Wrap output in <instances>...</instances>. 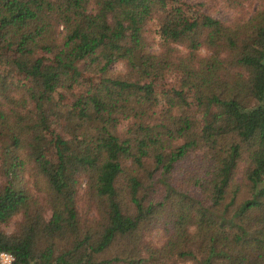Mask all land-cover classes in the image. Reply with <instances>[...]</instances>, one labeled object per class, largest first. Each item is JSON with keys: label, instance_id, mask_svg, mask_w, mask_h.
Masks as SVG:
<instances>
[{"label": "trees", "instance_id": "obj_1", "mask_svg": "<svg viewBox=\"0 0 264 264\" xmlns=\"http://www.w3.org/2000/svg\"><path fill=\"white\" fill-rule=\"evenodd\" d=\"M254 1L229 22L191 5L179 24L180 0H0V54L16 53L27 79L0 70L10 264H264V0ZM153 17L156 52L144 35ZM117 61L125 71L112 76ZM173 69L191 104L167 94L157 110L152 87ZM27 162L38 193L19 184ZM81 177L102 207L95 227L78 220ZM152 231L163 241L144 240Z\"/></svg>", "mask_w": 264, "mask_h": 264}, {"label": "rangeland", "instance_id": "obj_2", "mask_svg": "<svg viewBox=\"0 0 264 264\" xmlns=\"http://www.w3.org/2000/svg\"><path fill=\"white\" fill-rule=\"evenodd\" d=\"M183 5L180 6V13L176 12V21L179 24L187 23L191 20L190 13H186V8H191V5H199V7L204 11L210 14L215 18H219L224 22H229L235 18L248 17L256 8V1L254 0H180ZM188 6V7H187ZM196 8V7H195ZM185 12V13H184ZM144 35L147 39V47L150 51L156 52L158 48V36L156 33V19L151 18L145 25ZM16 57V53H13L12 50L4 51L0 54V70L2 72H10L18 80V82L26 83L27 79L24 74L18 70L15 63L12 61ZM110 74L112 76H121L125 71V66L123 62L117 61L109 67ZM178 74L173 70H166L163 74L160 82H155L152 89V96L156 98L159 102L156 105L157 110L165 105L163 98L167 94H173L178 98L177 93L181 91L178 84ZM180 97V96H179ZM181 98H183L186 104H191V100L188 97V92H181ZM190 108V106H189ZM177 111L184 113H191L190 109L186 108V105L183 103L176 107ZM175 110V111H176ZM197 120L200 122L201 118L198 116ZM121 128V127H120ZM33 166L30 162H27L23 168L20 170L19 176L21 178L20 185H22L26 190L32 193H38V185L34 181L33 176ZM3 169L1 168L0 160V184L4 182ZM246 187H242L237 194V199L240 200L247 196ZM42 193H40L41 195ZM76 209L79 223L85 225L86 227H95L97 222L101 220L102 207L99 206L97 200L92 196L90 190L87 188L86 180L84 177H81L79 180L77 193H76ZM47 216V211L45 212ZM19 216L14 217L8 224L3 225L2 229L10 233L16 226V223L19 221ZM98 222V223H99ZM163 234L160 231H152L147 234L144 240L149 241L154 244H159L163 241ZM189 264V263H187Z\"/></svg>", "mask_w": 264, "mask_h": 264}, {"label": "built area", "instance_id": "obj_3", "mask_svg": "<svg viewBox=\"0 0 264 264\" xmlns=\"http://www.w3.org/2000/svg\"><path fill=\"white\" fill-rule=\"evenodd\" d=\"M12 257L6 252H0V264H10Z\"/></svg>", "mask_w": 264, "mask_h": 264}]
</instances>
